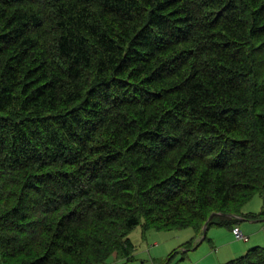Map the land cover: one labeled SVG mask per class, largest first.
Listing matches in <instances>:
<instances>
[{
    "label": "trees",
    "instance_id": "trees-1",
    "mask_svg": "<svg viewBox=\"0 0 264 264\" xmlns=\"http://www.w3.org/2000/svg\"><path fill=\"white\" fill-rule=\"evenodd\" d=\"M159 1L0 0V112H2L0 113V126L5 127H2L3 132H1L3 129L0 127V176L6 175V177L2 176L0 180L2 186L0 187V218H2L0 219V224H2V227L0 225V264H107L114 254H117L118 259L130 260L134 256L136 246L129 235L141 223L147 230L149 228L170 230L194 227L198 236L203 234L206 222H208L207 228L211 224L222 225L227 223L233 229L234 224L239 219L231 215H241V209L245 203L256 194L264 193V131H262L264 130V0H179L180 2L178 0H161L162 2L158 3ZM86 2L88 3L86 4ZM146 13L147 15L150 14V17L144 16ZM191 22L195 24L193 25ZM206 26L208 29H205ZM109 27L111 32L110 30L106 31ZM201 27H204V30ZM100 29L103 30L102 33ZM195 30L197 31L195 32ZM95 35L99 36L96 37ZM131 36L135 37L130 38ZM133 40L134 42H131ZM99 50L100 52H98ZM98 53L102 54L98 55ZM250 55L251 57H248ZM163 56L166 58L165 60ZM161 57L162 62L159 61ZM196 59H198L197 62ZM249 60L252 61L249 62ZM90 63L93 65L90 66ZM133 63L135 64L133 65ZM246 69H248L247 72ZM120 75L122 76L120 77ZM100 77L104 80L103 82H101ZM79 80L82 82L80 83ZM249 86L251 89L248 88ZM107 87H109L108 90ZM99 89L103 91L101 92ZM84 90H86L85 94ZM96 90L97 92H95ZM151 94L155 95L151 97ZM92 97L96 98V103ZM70 98L73 100L71 101ZM76 98L78 99L76 100ZM54 100L56 101L54 102ZM75 100H79V102H75ZM215 100H217L216 103ZM109 102L111 103L109 104ZM123 102L125 103L123 104ZM71 103L74 104L71 105ZM121 103L122 105H120ZM219 103L220 106H218ZM60 104L63 105L62 108ZM45 106L50 107L47 109ZM89 106L91 107L89 108ZM116 106L121 111H118ZM54 107H56L57 112L53 111ZM83 107L84 109H82ZM145 110L149 111L150 114L148 115ZM154 110L155 112H153ZM240 110L243 111V114ZM251 111L254 112L250 113ZM32 112L35 113L32 114ZM23 113H26L24 117L20 116ZM154 116L157 117L154 118ZM143 119L144 122L139 123ZM88 120H90L91 125L88 124ZM131 120L135 121L132 122ZM126 122L132 124L127 125ZM259 124L260 126H258ZM141 125L143 129L138 130L142 128ZM127 126L128 128H125ZM145 128L146 130H144ZM123 132L128 135L122 134ZM137 135L140 136L137 137ZM106 137L110 138L106 139ZM16 138L19 139L16 140ZM129 138H133V140ZM138 138L141 140L140 142ZM125 141H130L129 144L131 142L132 144L129 145ZM251 141H253L252 144ZM19 143L20 146H18ZM68 143H70V148ZM74 147H76L75 150H73ZM62 148H68V150ZM78 148L79 150H77ZM242 148L245 149L242 150ZM73 152L74 156H71ZM89 152L90 155L88 156ZM55 154L56 156H54ZM60 155L63 158H60ZM118 156L120 158H117ZM64 158L68 162L62 160ZM86 159L91 161L88 162ZM129 160L130 162H128ZM134 170L135 172H132ZM62 172L63 174H61ZM52 175L54 176L52 177ZM62 175L63 177H61ZM21 177H23L22 180ZM64 177L69 182L65 181ZM206 177L208 178L206 179ZM168 178L172 179L168 180ZM42 182L45 184L43 183V185ZM74 184L76 188L74 186L72 189ZM195 184H197L196 187ZM61 186L63 187L62 190L59 189ZM57 190L60 194L55 193ZM60 190L65 193L62 194ZM16 192L17 194H15ZM47 195L49 199L46 198ZM7 198L11 200V204ZM242 201L244 202L242 203ZM32 202L37 203L32 204ZM49 207L53 208L50 209ZM54 209L57 211L55 212ZM42 210L44 213L45 211L48 212L49 215L40 214ZM1 211L5 213L3 214ZM29 211L32 215L28 214ZM263 213L262 217L264 216ZM28 215L29 217L35 215V218L41 219H34V217L27 219L29 218ZM45 215L47 218H53V220L49 218L47 222ZM212 215L213 218L210 219ZM218 216H222V218L219 219ZM36 220L39 223L44 220L45 223L38 224ZM4 222L5 224H3ZM34 222L36 225L38 224L40 229L42 225V231L37 226L38 229H34ZM9 224L12 225H10L11 228ZM105 226L107 227L105 228ZM14 228H18L19 231L17 232ZM50 228L51 230H49ZM52 230L54 231L52 232ZM15 231L16 233H14ZM193 244L194 241H191L190 245ZM9 247L10 249H8ZM103 251L105 252L102 253ZM81 253L83 257H81ZM95 258L100 259L97 261ZM82 260L85 261L82 263ZM229 263L264 264V246L252 247L246 254L222 264Z\"/></svg>",
    "mask_w": 264,
    "mask_h": 264
},
{
    "label": "rangeland",
    "instance_id": "rangeland-1",
    "mask_svg": "<svg viewBox=\"0 0 264 264\" xmlns=\"http://www.w3.org/2000/svg\"><path fill=\"white\" fill-rule=\"evenodd\" d=\"M241 212L238 222L234 225H238L248 239L237 238L232 227L227 223L211 224L201 236H198L194 227L146 230L143 224H140L129 235L136 246L133 258L118 259L114 254L107 264H222L228 262L246 254L252 247L264 246V216L262 217L264 193L256 194L251 198L243 205ZM218 218L221 219L222 216ZM191 241H194L193 245H190Z\"/></svg>",
    "mask_w": 264,
    "mask_h": 264
},
{
    "label": "bare ground",
    "instance_id": "bare-ground-1",
    "mask_svg": "<svg viewBox=\"0 0 264 264\" xmlns=\"http://www.w3.org/2000/svg\"><path fill=\"white\" fill-rule=\"evenodd\" d=\"M102 1H103V0H102ZM128 1H129V0H128ZM145 1H146V0H145ZM160 1H161V0H160ZM160 1H159L158 3H160ZM139 2H140V0H139ZM161 2H162V1H161ZM164 2H165V1H164ZM178 2H180V1L178 0ZM87 3H88V2H86V4H87ZM133 3H134V2H133ZM136 3H137V2H136ZM141 3H142V2H141ZM153 3H154V2H153ZM179 4H180V3H179ZM137 5H138V4H137ZM148 5H149V4H148ZM148 5H147V6H148ZM135 6H136V5H135ZM147 6H146V7H147ZM152 6H153V5H152ZM155 6H156V5H155ZM136 7H137V6H136ZM136 7H135V8H136ZM146 7H145V8H146ZM148 7H150V6H148ZM212 7H213V6H212ZM160 8H161V7H160ZM138 9H139V8H138ZM155 9H156V8H155ZM127 10H128V9H127ZM146 10H147V8H146ZM149 10H150V9H149ZM128 11H129V10H128ZM152 11H153V9H152ZM155 11H156V10H155ZM213 11H214V10H213ZM213 11H212V12H213ZM159 12H161V11L159 10ZM210 12H211V11H210ZM212 12H211V13H212ZM78 13H79V12H78ZM119 13H120V12H119ZM126 13H127V12H126ZM147 13H148V12H147ZM147 13L144 14V16H146ZM150 13H151V11H150ZM96 14H97V13H96ZM96 14H95V15H96ZM117 14H118V13H117ZM128 14H129V13H128ZM162 14H163V13H162ZM149 15H150V14H148L147 16L150 17ZM160 15H161V14H160ZM101 16H102V15H101ZM116 16H117V15H116ZM122 16H123V15H122ZM126 16H127V15H126ZM131 16H132V15H131ZM151 16H152V15H151ZM157 16H158V14H157ZM157 16H156V17H157ZM189 16H190V15H189ZM211 16H212V15H211ZM103 17H104V16H103ZM140 17H141V15H140ZM158 17H159V16H158ZM192 17H193V16H192ZM117 18H118V16H117ZM128 18H130V17H128ZM131 18H132V17H131ZM131 18H130V19H131ZM137 18H139V17L137 16ZM145 18H146V17H145ZM154 18H155V17H154ZM208 18H209V16H208ZM120 19H122V18H120ZM123 19H124V18H123ZM134 19L136 20L135 17H134ZM190 19H191V18H190ZM190 19H189V20H190ZM210 19H211V18H210ZM96 20H97V19H96ZM96 20H95V21H96ZM109 20H110V19H109ZM117 20H118V19H117ZM128 20H129V19H128ZM138 20H139V19H138ZM149 20H150V19H149ZM154 20H156V18H155ZM191 20H193V19H191ZM67 21H68V20H67ZM81 21H82V20H81ZM100 21H101V20H100ZM107 21H108V20H107ZM107 21H106V22H107ZM123 21H124V20H123ZM141 21H142V20H141ZM160 21H161V20H160ZM163 21H164V20H162V22H163ZM195 21H196V20H195ZM208 21H209V20H208ZM92 22H93V20H92ZM101 22H102V21H101ZM101 22H100V23H101ZM110 22H112V21H110ZM118 22H119V20H118ZM121 22H122V21H121ZM124 22H125V21H124ZM128 22H129V21H128ZM134 22H135V21H134ZM142 22L145 23L144 21H142ZM162 22H161V23H162ZM164 22H165V21H164ZM201 22H202V21H201ZM205 22H206V21H205ZM56 23H57V22H56ZM108 23H109V22H108ZM108 23H107V24H108ZM130 23H131V22H130ZM147 23L150 24V22H147ZM147 23H146V24H147ZM191 23H192V22H191ZM203 23H204V22H203ZM208 23H210V22H208ZM113 24H114V23H113ZM113 24H112V25H113ZM115 24H116V23H115ZM124 24H125V23H124ZM126 24H127V23H126ZM134 24H135V23H134ZM158 24H159V23H158ZM192 24H193V23H192ZM194 24H195V23H194ZM194 24H193V25H194ZM204 24H205V23H204ZM105 25H106V24H105ZM110 25H111V24H110ZM121 25H123V24L121 23ZM139 25H140V23H139ZM141 25H142V24H141ZM147 25H148V24H147ZM153 25H154V23H153ZM193 25H192V26H193ZM200 25H201V24H200ZM207 25H208V24H207ZM209 25H210V24H209ZM211 25H212V24H211ZM98 26H99V25H98ZM113 26H114V25H113ZM125 26H126V25H125ZM128 26H129V25H128ZM128 26H127V27H128ZM157 26H158V25H157ZM197 26H198V25H197ZM88 27H89V26H88ZM102 27H103V26H102ZM102 27H100V28H102ZM106 27H107V26H106ZM106 27H105V28H106ZM111 27H112V26H111ZM118 27H119V26H118ZM122 27H124V26H122ZM129 27H130V26H129ZM129 27H128V28H129ZM135 27H136V26H135ZM135 27H134V28H135ZM139 27H140V26H139ZM149 27H150V26H149ZM149 27H148V28H149ZM152 27H153V26H152ZM154 27H155V26H154ZM194 27H195V26H194ZM206 27H207V26H206ZM98 28H99V27H98ZM128 28H127V29H128ZM137 28H138V26H137ZM137 28H135V29H137ZM141 28H142V27H141ZM157 28H158V27H157ZM197 28H198V27H197ZM203 28H204V27H203ZM203 28L201 27V29H203ZM77 29H78V28H77ZM103 29H104V27H103ZM121 29H122V28H121ZM123 29H124V28H123ZM129 29H131V28H129ZM205 29H208V27L205 28ZM84 30H85V29H84ZM96 30H98V29L96 28ZM107 30H110V32H111L110 27L107 28L106 31H107ZM124 30H126V29H124ZM149 30H150V29H149ZM198 30H199V29H198ZM203 30H204V29H203ZM98 31H99V30H98ZM100 31H101V29H100ZM104 31H105V30H104ZM114 31H115V30H114ZM128 31H129V30H128ZM139 31H140V30H139ZM158 31H159V30H158ZM196 31H197V30H195V32H196ZM88 32H89V31H88ZM92 32H93V31H92ZM102 32H103V30L101 31V33H102ZM122 32H123V31H122ZM137 32H138V31H137ZM140 32H141V31H140ZM142 32H143V31H142ZM147 32H148V31H147ZM149 32H150V31H149ZM162 32H163V31H162ZM193 32H194V31H193ZM79 33H80V31H79ZM95 33H96V32H95ZM101 33H100V34H101ZM112 33H113V30H112ZM120 33H121V32H120ZM134 33H135V32H134ZM156 33H157V32H156ZM103 34H104V33H103ZM107 34H108V33H107ZM122 34H123V33H122ZM142 34H143V33H142ZM158 34H160V33H158ZM195 34H196V33H195ZM198 34H199V33H198ZM109 35H110V34H109ZM109 35H108V36H109ZM111 35H112V34H111ZM123 35L125 36V34H123ZM129 35H130V34H129ZM131 35H132V33H131ZM134 35H136V34H134ZM152 35H154V34H152ZM80 36H81V34H80ZM95 36H96V35H95ZM97 36H99V35H97ZM97 36H96V37H97ZM103 36H104V35H103ZM114 36H116V35H114ZM118 36H119V35H118ZM161 36H162V35H161ZM202 36H203V35H202ZM111 37H112V36H111ZM127 37H128V36H127ZM127 37H126V38H127ZM132 37H133V36H131L130 38H132ZM134 37H135V36H134ZM134 37H133V38H134ZM149 37H150V36H149ZM149 37H148V38H149ZM159 37H160V36H159ZM163 37H164V36H163ZM163 37H161V38H163ZM204 37H205V35H204ZM107 38H108V37H107ZM126 38H125V39H126ZM130 38H129V39H130ZM145 38H146V37H145ZM86 39H87V38H86ZM88 39H89V38H88ZM94 39H95V38H94ZM102 39H103V38H102ZM123 39H124V38H123ZM127 39H128V38H127ZM152 39H153V37H152ZM152 39H151V40H152ZM154 39H155V38H154ZM203 39H204V38H203ZM106 40H107V39H106ZM114 40H115V39H114ZM121 40H122V39H121ZM121 40H120V42H122ZM139 40H140V36H139ZM143 40H144V39H143ZM147 40H148V39H147ZM151 40H150V41H151ZM255 40H256V39H255ZM262 40H263V38H262ZM262 40H260V41H262ZM127 41H128V40H127ZM152 41H153V40H152ZM156 41H157V40H156ZM91 42H92V41H91ZM97 42H98V41H97ZM131 42H134V40L131 41ZM158 42H159V41H158ZM95 43H96V42H95ZM122 43H124V42H122ZM156 43H157V42H156ZM257 43H258V42H257ZM261 43H263V42H261ZM261 43H260V44H261ZM78 44H79V43H78ZM101 44H102V43H101ZM108 44H109V43H108ZM125 44H126V43H125ZM150 44H151V43H150ZM23 45H24V44H23ZM79 45H80V44H79ZM98 45H99V44H98ZM153 45H155V44H153ZM158 45H159V44H158ZM162 45H163V44H162ZM206 45H207V43H206ZM208 45H209V44H208ZM262 45H263V44H262ZM86 46H87V45H86ZM88 46H89V45H88ZM121 46H122V44H121ZM138 46H139V45H138ZM171 46H172V45H171ZM173 46H174V45H173ZM178 46H179V44H178ZM255 46H256V45H255ZM258 46H259V45H258ZM95 47H96V46H95ZM107 47H108V46H107ZM133 47H134V46H133ZM156 47H157V46H156ZM164 47H165V45H164ZM92 48L94 49V47H92ZM111 48H112V47H111ZM120 48H121V47H120ZM124 48H125V46H124ZM127 48H128V47H127ZM131 48H132V47H131ZM153 48H154V46H153ZM158 48H159V47H158ZM173 48H175V47H173ZM258 48H259V47H258ZM262 48H263V46H262ZM95 49H96V48H95ZM129 49H130V48H129ZM132 49H133V48H132ZM132 49H131V51H132ZM154 49H156V48H154ZM167 49H168V48H167ZM112 50H114V49H112ZM120 50H121V49H120ZM135 50H136V49H135ZM137 50H138V49H137ZM175 50H176V49H175ZM221 50H222V49H221ZM26 51H27V50H26ZM129 51H130V50H129ZM129 51H127V52H129ZM131 51H130V52H131ZM139 51H140V50H139ZM168 51H169V49H168ZM171 51H172V50H171ZM69 52H70V51H69ZM98 52H100V50H99ZM118 52H119V51H118ZM157 52H158V51H157ZM179 52H180V51H179V49H178V53H179ZM259 52H260V50H259ZM132 53H134V52H132ZM175 53H176V52H175ZM175 53H174V55H175ZM181 53H182V52H181ZM101 54H102V53H101ZM101 54L98 53V55H101ZM113 54H114V52H113ZM129 54H130V53H129ZM161 54H162V53H161ZM161 54H160V55H161ZM172 54H173V53L171 52V55H172ZM263 54H264V53H263ZM62 55H63V54H62ZM94 55H96V54H94ZM151 55H152V54H151ZM156 55H157V54H156ZM169 55H170V54H169ZM180 55H181V54H180ZM120 56H121V54H120ZM165 56H166V55H165ZM201 56H203V55H201ZM220 56H222V55H220ZM231 56H232V54H231ZM256 56H257V55H256ZM259 56H260V55H259ZM263 56H264V55H263ZM64 57H65V55H64ZM98 57H99V56H98ZM100 57H101V56H100ZM129 57H130V56H129ZM134 57H135V56H134ZM167 57H169V56H167ZM170 57H171V56H170ZM177 57H178V56H177ZM198 57H199V56H198ZM248 57H251V55L248 56ZM252 57H253V56H252ZM62 58H63V57H62ZM92 58H93V57H92ZM101 58H102V57H101ZM118 58H120V57L118 56ZM163 58H164V56H163ZM173 58H174V57H173ZM29 59H30V58H29ZM97 59H98V58H97ZM97 59H96V60H97ZM125 59H126V57L124 58V60H125ZM138 59H139V58H138ZM144 59H145V58H144ZM144 59H143V60H144ZM149 59H150V58H149ZM160 59H161V60H159V59H158V60L162 62V60H163L162 57H161ZM165 59H166V58H164V60H165ZM169 59H170V58H169ZM198 59H199V58H198ZM198 59H196V62L198 61ZM248 59H249V58H248ZM253 59H254V58H253ZM256 59H257V58H256ZM263 59H264V57H263ZM27 60H28V59H27ZM102 60H103V59H102ZM167 60H168V58H167ZM219 60H220V59H219ZM222 60H223V59H222ZM29 61H30V60H29ZM92 61H93V60H92ZM118 61H119V60H118ZM129 61H130V60H129ZM141 61H142V60H141ZM144 61H145V60H144ZM147 61L149 62V60H147ZM200 61H201V60H200ZM250 61H252V60H249V62H250ZM261 61H262V60H261ZM122 62H123V61H122ZM245 62H246V60H245ZM247 62H248V61H247ZM27 63L29 64V62H27ZM53 63H54V61H53ZM88 63H89V62H88ZM93 63H94V62H93ZM96 63H97V61H96ZM98 63H99V62H98ZM143 63H144V62H143ZM143 63H142V64H143ZM255 63L258 64V62H255ZM134 64H135V63H133V65H134ZM253 64H254V63H253ZM92 65H93V64H92ZM92 65H91V63H90V66H92ZM96 65H97V64H96ZM127 65H130V64H127ZM127 65H126V66H127ZM138 65H139V64H138ZM249 65H250V64H249ZM249 65H248V66H249ZM254 65H256V64H254ZM260 65H262V64H260ZM94 66H95V65H94ZM97 66H98V65H97ZM102 66H103V65H102ZM131 66H132V65H131ZM135 66H136V65H135ZM140 66H141V64H140ZM76 67H78V66H76ZM80 67H81V66H80ZM124 67H125V65H124ZM136 67H137V66H136ZM142 67H143V66H142ZM244 67H245V66H244ZM246 67H247V66H246ZM246 67H245V68H246ZM250 67H251V66H250ZM250 67H249V68H250ZM96 68H97V67H96ZM96 68H94V69L96 70ZM99 68H100V66H99ZM125 68H126V67H125ZM128 68H129V67H128ZM132 68H133V67H132ZM139 68H140V67H139ZM143 68H144V67H143ZM83 69H84V68H83ZM90 69H92V68H90ZM135 69H136V68H135ZM144 69H145V68H144ZM144 69H143V71H144ZM154 69H155V67H154ZM258 69H259V68H258ZM79 70H80V69H79ZM85 70H86V69H85ZM85 70H83V71H85ZM87 70H88V69H87ZM87 70H86V71H87ZM100 70H101V69H100ZM123 70H124V69H123ZM126 70H127V69H126ZM126 70H125V71H126ZM140 70H141V69H140ZM247 70H248V69H246V72H247ZM263 70H264V69H263ZM90 71H91V70H90ZM102 71H103V70H102ZM92 72H94V71H92ZM241 72H242V71H241ZM248 72H249V71H248ZM251 72H252V71H251ZM251 72H250V73H251ZM263 72H264V71H263ZM87 73H89V72H87ZM98 73H100V72L98 71ZM98 73H97V75L99 76ZM141 73H142V72H141ZM224 73H225V72H224ZM80 74H81V73H80ZM80 74H78V75H80ZM85 74H86V73H85ZM89 74H90V73H89ZM89 74H88V75H89ZM114 74H116V73H114ZM244 74H245V73H244ZM255 74H256V73H255ZM78 75H77V76H78ZM83 75H84V74H82V76H83ZM90 75H91V74H90ZM94 75L96 76V73H95ZM100 75H101V74H100ZM82 76H81V77H82ZM95 76H94V78H95ZM116 76H119V75H116ZM121 76H122V75H120V77H121ZM50 77H51V76H50ZM81 77H80V78H81ZM84 77H85V75H84ZM88 77H89V76H88ZM105 77H106V76H105ZM247 77H248V76H247ZM250 77H252V76L250 75ZM38 78H39V77H38ZM66 78H67V77H66ZM94 78H93V79H94ZM100 78H101V77H100ZM32 79H33V78H32ZM42 79H43V78H42ZM51 79H52V78H51ZM106 79H107V78H106ZM112 79H113V78H112ZM114 79H115V78H114ZM187 79H188V78H187ZM193 79H194V78H193ZM250 79H251V78H250ZM258 79H259V78H258ZM262 79H263V78H262ZM95 80H97V79H95ZM98 80H99V79H98ZM98 80H97V81H98ZM115 80H116V79H115ZM118 80L120 81V79H118ZM51 81H52V80H51ZM79 81H80V80H79ZM79 81H78V82H79ZM91 81H93V80H91ZM91 81H90V82H91ZM103 81H104V80H102V78H101V82H103ZM121 81H122V80H121ZM124 81H125V80H124ZM190 81H191V80H190ZM245 81H246V80H245ZM260 81H261V80H260ZM58 82H59V81H58ZM58 82H57V83H58ZM66 82H67V81H66ZM66 82H65V83H66ZM76 82H77V81H76ZM81 82H82V81H80V83H81ZM87 82H88V81H87ZM94 82H96V81H94ZM182 82H183V80H182ZM192 82H193V81H192ZM72 83H73V82H72ZM112 83H113V82H112ZM119 83H120V82H119ZM190 83H191V82H190ZM258 83H259V81H258ZM78 84H79V83H78ZM82 84H83V83H82ZM89 84H90V83H89ZM89 84H88V85H89ZM91 84H92V83H91ZM91 84H90V85H91ZM95 84H96V83H95ZM126 84H127V83H126ZM140 84H141V82H140ZM244 84H246V83H244ZM249 84H250V83H249ZM252 84H254V83H252ZM256 84H257V83H256ZM63 85H64V84H63ZM76 85H77V84H76ZM79 85H80V84H79ZM85 85H86V84H85ZM108 85H110V84H108ZM181 85H184V84H181ZM181 85H180V86H181ZM188 85H189V83H188ZM188 85H187V86H188ZM191 85H192V84H191ZM250 85H251V84H250ZM260 85H261V84H260ZM20 86H21V85H20ZM83 86H84V85H83ZM86 86H87V85H86ZM95 86H96V85H95ZM100 86H101V85H100ZM122 86H124V85H122ZM150 86H151V85H150ZM150 86H149V87H150ZM152 86H153V85H152ZM187 86H186V87H187ZM244 86H245V85H244ZM57 87H58V86H57ZM88 87H89V86H88ZM97 87L99 88V86H97ZM97 87H96V88H97ZM113 87H114V86H113ZM127 87H128V86H127ZM131 87H132V86H131ZM181 87H182V86H181ZM245 87H246V86H245ZM251 87H252V86H251ZM17 88L19 89V87H17ZM20 88H21V87H20ZM58 88H59V87H58ZM102 88H103V86H102ZM114 88H116V87H114ZM123 88H124V87H123ZM129 88H130V87H129ZM135 88H136V87H135ZM184 88H185V87H184ZM248 88H250V86H249ZM256 88H257V87H256ZM75 89H76V88H75ZM82 89H83V88H82ZM104 89H105V88H104ZM106 89L108 90L109 87H107ZM179 89H180V88H179ZM250 89H251V88H250ZM253 89H254V88H253ZM263 89H264V88H263ZM19 90H21V89H19ZM78 90H79V89H78ZM91 90H92V89H91ZM99 90H101V89H99ZM136 90H137V89H136ZM185 90H186V89H185ZM85 91H86V90H84V94H85ZM88 91H89V90H88ZM102 91H103V90H101V92H102ZM113 91H114V90H113ZM113 91H112V92H113ZM121 91H122V90H121ZM130 91H131V90H130ZM138 91H139V89H138ZM149 91H150V90H149ZM149 91H148V92H149ZM17 92H18V90H17ZM63 92H65V91L63 90ZM76 92H77V91H76ZM81 92H82V91H81ZM95 92H97V90H96ZM107 92H108V91H107ZM119 92H120V91H119ZM119 92H117V93H119ZM142 93H144V92H142ZM263 93H264V92H263ZM57 94H58V93H57ZM71 94H72V93H71ZM93 94H94V93H93ZM111 94H112V93H111ZM113 94H114V93H113ZM136 94H137V93H136ZM55 95H56V94H55ZM59 95H60V94H59ZM59 95H58V96H59ZM63 95H64V94H63ZM63 95H62V96H63ZM114 95H115V94H114ZM120 95H122V94H120ZM131 95H132V94H131ZM139 95H140V94H139ZM148 95H149V94H148ZM152 95H153V94H151V97H152ZM154 95H155V94H154ZM154 95H153V96H154ZM70 96H71V95H70ZM78 96H79V95H78ZM104 96H105V95H104ZM108 96H109V95H108ZM108 96H107V97H108ZM117 96H118V95H117ZM141 96H142V95H141ZM72 97H73V96H72ZM76 97H77V96H76ZM80 97H81V96H80ZM83 97H84V96H83ZM109 97H110V96H109ZM92 98H93V97H92ZM99 98H101V97H99ZM102 98H103V97H102ZM156 98H157V97H156ZM159 98H160V97H159ZM50 99H51V98H50ZM65 99H66V97H65ZM77 99H78V98H76V100H77ZM93 99H94V102H95V99H96V98H93ZM105 99H106V98H105ZM109 99H110V98H109ZM127 99H128V98H127ZM167 99H169V98H167ZM68 100H69V99H68ZM70 100L72 101L73 99L70 98ZM70 100H69V101H70ZM76 100H75V102H79V100H78V101H76ZM82 100H83V99H82ZM97 100H98V99H97ZM120 100H121V99H120ZM155 100H156V99H155ZM164 100H165V99H164ZM55 101H56V100H54V102H55ZM83 101H84V100H83ZM85 101H86V100H85ZM104 101H105V100H104ZM129 101H130V99H129ZM169 101L171 102V100H169ZM216 101H217V100H215V103H216ZM218 101H219V99H218ZM86 102H87V101H86ZM90 102H91V101H90ZM125 102H126V101H125ZM125 102H123V104H124ZM138 102H139V101H138ZM153 102H154V99H153ZM220 102H221V101H220ZM234 102H235V101H234ZM84 103H85V102H84ZM95 103H96V102H95ZM110 103H111V102H109V104H110ZM112 103H114V102H112ZM119 103H120V102H119ZM54 104H56V103H54ZM73 104H74V103H73ZM73 104L71 103V105H73ZM81 104H82V103H81V101H80V105H81ZM88 104H89V103H88ZM88 104H87V105H88ZM100 104H101V103H100ZM153 104H154V103H153ZM212 104H213V103H212ZM237 104H238V103H237ZM237 104H236V105H237ZM18 105H19V104H18ZM58 105H59V104H58ZM64 105H65V104H64ZM75 105H76V103H75ZM75 105H74V106H75ZM77 105H78V104H77ZM102 105H103V104H102ZM120 105H122V103H121ZM154 105H155V104H154ZM157 105H159V104H157ZM164 105H165V104H164ZM169 105H170V104H169ZM214 105H215V104H214ZM240 105H241V104H240ZM240 105H239V106H240ZM242 105H243V104H242ZM246 105H247V104H246ZM21 106H22V105H21ZM43 106H44V105H43ZM43 106H42V107H43ZM60 106H61V108L63 107V105H61V104H60ZM105 106H106V105H105ZM117 106H118V105H117ZM117 106L115 107L116 109H117ZM136 106H138V105H136ZM159 106H160V105H159ZM159 106H158V107H159ZM216 106H217V105H216ZM218 106H220V103L218 104ZM49 107H50V106H49ZM49 107H48V108H49ZM56 107H57V106H56ZM56 107H54V109H53V111L55 110V112H57V111H56ZM90 107H91V106H89V108H90ZM98 107H99V106H98ZM98 107H97V108H98ZM106 107H107V106H106ZM122 107H123V106H122ZM152 107H153V106H152ZM213 107H214V106H213ZM240 107H241V106H240ZM243 107H245V106L243 105ZM16 108H17V107H16ZM45 108H47V106H45ZM48 108H47V109H48ZM59 108H60V107H59ZM64 108H65V107H64ZM74 108H75V107H74ZM102 108H103V107H102ZM112 108H113V107H112ZM163 108H165V107H163ZM220 108H221V107H220ZM223 108H224V106H223ZM226 108H227V107H226ZM250 108H251V107H250ZM42 109L44 110V108H42ZM47 109H45V110H47ZM65 109H66V108H65ZM82 109H84V107H83ZM99 109H100V108H99ZM109 109H110V108H109ZM124 109H125V108H124ZM137 109H138V107H137ZM167 109H168V107H167ZM214 109H215V108H214ZM233 109H234V108H233ZM259 109H261V108H259ZM57 110H59V109H57ZM77 110H78V109H77ZM89 110H90V109H89ZM111 110H112V109H111ZM117 110H118V111H121L120 109H117ZM168 110H169V109H168ZM222 110H224V109H222ZM236 110H237V109H236ZM236 110H235V113H236ZM244 110H245V109H244ZM254 110H255V109H254ZM39 111H40V110H39ZM61 111H62V110H61ZM74 111L76 112V110H74ZM86 111H88V110H86ZM86 111H85V112H86ZM96 111H97V109H96ZM98 111H99V110H98ZM107 111H108V110H107ZM145 111H146V110H145ZM157 111H158V110H157ZM161 111H162V110H161ZM161 111H160V112H161ZM237 111H238V110H237ZM257 111H259V110H257ZM11 112H12V111H11ZM20 112H21V111H20ZM36 112H37V111H36ZM43 112H45V111H43ZM65 112H66V111H65ZM75 112H74V113H75ZM79 112H80V111H79ZM103 112H104V111H103ZM124 112H125V111H124ZM142 112H143V111H142ZM142 112L139 113V114L141 115ZM146 112L148 113L149 111H146ZM146 112H145V113H146ZM153 112H155V110H154ZM215 112H216V111H215ZM240 112H242V114H243V111L240 110ZM253 112H254V111H253ZM253 112L251 111L250 113H253ZM0 113H2V112H0ZM6 113H7V112H6ZM14 113H15V112H14ZM21 113H22V112H21ZM34 113H35V112H34ZM34 113L32 112V114H34ZM37 113H38V112H37ZM37 113H36V114H37ZM39 113H41V111H40ZM77 113H78V112H77ZM88 113H89V112H88ZM98 113H99V112H98ZM101 113H102V112H101ZM113 113H114V112H113ZM162 113H163V112H162ZM258 113H260V112H258ZM16 114H17V113H16ZM25 114H26V113H23V115H20V116H23V117H24ZM72 114H73V113H72ZM86 114H87V113H86ZM89 114H90V113H89ZM102 114H103V113H102ZM102 114H101V116H102ZM111 114H112V113H111ZM123 114H124V113H123ZM135 114H136V113H135ZM137 114H138V113H137ZM139 114H138V115H139ZM149 114H150V113H148V115H149ZM153 114H154V113H153ZM160 114H161V113H160ZM245 114H246V113H245ZM9 115H10V114H9ZM77 115H79V114H77ZM77 115H76V116H77ZM107 115H108V114H107ZM163 115H164V114H163ZM163 115H162V116H163ZM217 115H219V114H217ZM217 115H216V116H217ZM239 115H240V114H239ZM257 115H258V114H257ZM260 115H261V114H260ZM2 116H3V115H2ZM7 116H8V114H7ZM12 116H13V118H14V115H12ZM66 116H69V115H66ZM82 116H83V115H82ZM113 116H115V115H113ZM144 116H145V115H144ZM144 116H143V117H144ZM157 116H158V115H157ZM157 116H156V117H157ZM241 116H242V115H241ZM249 116H250V115H249ZM15 117H16V116H15ZM18 117H19V116H18ZM18 117H17V118H18ZM23 117H22V118H23ZM79 117H80V116H79ZM84 117H85V116H84ZM93 117H95V116H93ZM117 117H119L118 114H117ZM146 117L148 118L147 115H146ZM151 117L153 118V116H151ZM156 117L154 116V118H156ZM236 117H237V116H236ZM262 117H263V115H262ZM262 117H261V118H262ZM10 118H11V117H10ZM69 118H70V117H69ZM87 118H88V116H87ZM133 118H134V116H133ZM137 118H139V117L137 116ZM137 118H135V119H137ZM144 118H145V117H144ZM161 118H162V117H161ZM164 118H166V117H164ZM164 118H163V119H164ZM31 119H32V118H31ZM50 119H51V117H50ZM64 119H65V117H64ZM84 119H86V118H84ZM84 119H82V120H84ZM89 119H90V118H89ZM100 119H101V118H100ZM141 119H142V118H141ZM216 119H217V118H216ZM236 119H237V118H236ZM247 119H249V118H247ZM11 120H12V119H11ZM32 120H35V119H32ZM37 120H38V119H37ZM40 120H41V119H40ZM40 120H39V121H40ZM65 120H66V119H65ZM82 120H81V121H82ZM119 120H120V119H119ZM156 120H157V119H156ZM238 120H241V119L238 118ZM258 120H259V119H258ZM258 120H257V121H258ZM8 121H9V119H8ZM13 121H14V119H13ZM22 121H23V120H22ZM35 121H36V120H35ZM35 121H34V122H35ZM42 121H43V120H42ZM42 121H41V123H42ZM46 121H47V120H46ZM48 121H49V117H48ZM71 121H72V120H71ZM88 121L90 122V120H88ZM94 121H95V120H94ZM131 121H132V120H131ZM133 121H135V120H133ZM133 121H132V122H133ZM139 121H140V120H139ZM145 121H146V120H145ZM243 121H245V120H243ZM5 122H7V121L5 120ZM67 122H70V121L67 120ZM67 122H66V123H67ZM89 122H88V124L91 125V122H90V123H89ZM96 122H97V121H96ZM96 122H95V123H96ZM104 122H105V121H104ZM104 122H103V123H104ZM143 122H144V119L142 120V122H139V123L142 124ZM237 122H238V121H237ZM37 123H38V122H37ZM39 123H40V122H39ZM83 123H84V122H83ZM85 123H86V122H85ZM121 123L123 124L122 120H121ZM145 123H146V122H145ZM209 123H210V122H209ZM248 123H251V122H248ZM254 123H255V120H254ZM3 124H4V123H3ZM74 124H75V123H74ZM101 124H102V123H101ZM126 124H127V122H126ZM128 124H129V123H128ZM128 124H127V125H128ZM130 124H132V123H130ZM130 124H129V125H130ZM152 124H155V123H152ZM161 124H162V123H161ZM213 124H214V123H213ZM241 124H242V121H241ZM257 124H258V123H257ZM5 125H6V124H5ZM19 125H20V124H19ZM58 125H59V124H58ZM69 125H70V123H69ZM76 125H77V123H76ZM94 125H95V124H94ZM98 125H99V124H98ZM108 125H109V124H108ZM136 125H138V124H136ZM144 125H145V124H144ZM149 125H150V124H149ZM156 125H157V124H156ZM206 125H207V123H206ZM245 125H246V124H245ZM16 126H17V125H16ZM133 126H135V125H133ZM139 126H140V124H139ZM146 126H147V125H146ZM146 126H145V127H146ZM158 126H159V125H158ZM160 126H161V125H160ZM211 126H212V125H211ZM253 126H254V125H253ZM258 126H260V124H259ZM262 126H263V124H262ZM0 127H1V126H0ZM2 127H4V126H2ZM2 127H1V128H2ZM85 127H86V126H85ZM96 127H97V126H96ZM130 127H131V126H130ZM137 127H138V126H137ZM141 127H142V125H141ZM248 127H249V125H248ZM256 127H257V126H256ZM1 128H0V129H1ZM4 128H5V127H4ZM58 128H59V127H58ZM73 128H74V127H73ZM86 128H87V127H86ZM88 128H89V126H88ZM125 128H128V126L125 127ZM139 128H140V127H139ZM148 128H149V127H148ZM161 128H162V127H161ZM206 128H207V127H206ZM249 128H250V127H249ZM257 128H258V127H257ZM2 129H3V128H2ZM67 129H68V128H67ZM95 129H96V128H95ZM134 129H135V128H134ZM136 129H137V128H136ZM142 129H143V127H142L141 129H138V130H142ZM236 129H237V128H236ZM243 129H245V128L243 127ZM243 129H242V130H243ZM254 129H255V128H254ZM104 130H105V129H104ZM144 130H146V128H145ZM239 130H240V129H239ZM252 130H253V129H252ZM3 131H4V129H3L1 132H3ZM59 131H61V130H59ZM66 131H67V130H66ZM123 131H124V130H123ZM157 131H158V130H157ZM213 131H214V130H213ZM254 131H255V130H254ZM262 131H264V130H262ZM102 132H103V131H102ZM128 132H130V131H128ZM128 132H126V133H128ZM133 132H134V130H133ZM141 132H142V131H141ZM215 132H216V130H215ZM59 133H61V132H59ZM135 133H136V132H135ZM142 133H143V132H142ZM145 133H146V132H145ZM157 133H158V132H157ZM159 133H160V132H159ZM161 133H163V132H161ZM169 133H170V132H169ZM205 133H206V132H205ZM207 133H208V132H207ZM249 133H250V132H249ZM251 133H252V132H251ZM259 133H261V132H259ZM122 134H124V135H128V134H125L124 132H123ZM122 134L120 133V136H121ZM133 134H134V133H133ZM136 134H137V133H136ZM215 134H217V133H215ZM236 134H238V133H236ZM240 134H241V133H240ZM256 134H257V133H256ZM141 135H142V134H141ZM145 135H147V134H145ZM171 135H172V134H171ZM171 135H170V136H171ZM173 135H174V134H173ZM245 135H246V134H245ZM249 135H250V134H249ZM254 135H255V134H254ZM63 136H64V134H63ZM118 136H119V135H118ZM139 136H140V135H139ZM139 136L137 135V137H139ZM148 136H149V135H148ZM260 136H261V135H260ZM1 137H2V136H1ZM61 137H62V136H61ZM122 137H123V136H122ZM143 137H144V135H143ZM165 137H166V135H165ZM174 137H175V136H174ZM237 137H238V136H237ZM262 137H263V135H262ZM57 138H58V137H57ZM59 138H60V137H59ZM107 138H110V137H106V139H107ZM123 138H124V137H123ZM207 138H208V136H207ZM211 138H212V137H211ZM242 138H243V137H242ZM246 138L248 139L247 136H246ZM18 139H19V138H16V140H18ZM27 139H28V138H27ZM27 139H26V140H27ZM121 139H122V138H121ZM129 139L133 140V138H129ZM143 139H145V138H143ZM143 139H142V140H143ZM147 139H148V138H147ZM155 139H156V138H155ZM157 139H158V138H157ZM169 139H170V138H169ZM13 140H14V138H13ZM50 140H51V139H50ZM52 140H53V139H52ZM55 140H56V139H55ZM59 140H60V139H59ZM59 140H58V141H59ZM62 140H63V138H62ZM104 140H105V139H104ZM108 140H109V139H108ZM122 140H123V139H122ZM131 140H130V141H131ZM138 140H139V142L141 141L139 138H138ZM239 140H240V139H239ZM242 140H243V139H242ZM250 140H251V139H250ZM257 140H258V139H257ZM28 141H29V140H28ZM63 141H64V140H63ZM63 141H62V143H63ZM130 141H129V142H130ZM144 141H145V140H144ZM155 141H156V140H155ZM235 141H236V139H235ZM14 142H15V141H14ZM59 142H60V141H59ZM106 142H107V141H106ZM125 142H127V141H125ZM129 142H127V143L129 144ZM146 142H147V141H146ZM179 142H180V141H179ZM252 142H253V141H251V144H252ZM259 142H260V141H259ZM20 143H21V142H20ZM20 143H19L18 146H20ZM31 143H32V142H31ZM51 143H52V142H51ZM103 143H104V142H103ZM134 143H135V142H134ZM136 143H137V141H136ZM166 143H167V142H166ZM176 143H177V141H176ZM234 143H235V142H234ZM237 143H238V142H237ZM263 143H264V142H263ZM17 144H18V143H17ZM32 144H33V143H32ZM65 144H66V142H65ZM65 144H64V145H65ZM69 144H70V143H68V147H69ZM99 144H100V143H99ZM130 144H132V142H131ZM130 144H129V145H130ZM180 144H181V143H180ZM241 144H242V143H241ZM14 145H15V144H14ZM27 145H28V144H27ZM62 145H63V144H62ZM71 145H72V144H71ZM129 145H128V146H129ZM142 145H143V143H142ZM147 145H148V144H147ZM149 145H150V144H149ZM149 145H148V146H149ZM154 145H155V144H154ZM177 145H179V144H177ZM259 145H260V143L258 144V146H259ZM23 146H24V145H23ZM33 146H34V145H33ZM66 146H67V144H66ZM73 146H74V145H73ZM114 146H115V145H114ZM120 146H121V145H120ZM131 146H132V145H131ZM137 146L139 147V145H137ZM172 146H173V145H172ZM256 146H257V145H256ZM7 147H8V146H7ZM63 147H64V146H63ZM71 147H72V146H71ZM76 147H77V146H76ZM76 147H74L73 150H75ZM117 147H119V146H117ZM121 147H122V146H121ZM129 147H130V146H129ZM138 147H137V148H138ZM141 147H142V146H141ZM143 147H144V146H143ZM237 147H238V146H237ZM237 147H236V148H237ZM251 147H252V146H251ZM16 148H17V147H16ZM18 148H19V147H18ZM57 148L59 149V147H57ZM69 148H70V147H69ZM86 148H87V147H86ZM97 148H98V147H97ZM103 148H104V147H103ZM115 148H116V147H115ZM122 148H123V147H122ZM169 148H170V147H169ZM238 148H239V147H238ZM7 149H8V148H7ZM62 149H65V150L67 149V150H68V148H62ZM110 149H111V148H110ZM132 149H134V148H132ZM140 149H141V148H140ZM152 149H153V148H152ZM156 149H157V148H156ZM232 149H233V147H232ZM244 149H245V148H244ZM244 149L242 148V150H244ZM250 149H252V148H250ZM259 149H260V147H259ZM261 149H262V148H261ZM21 150H22V149H21ZM26 150H27V149H26ZM30 150H31V149H30ZM56 150H57V149H56ZM77 150H79V148H78ZM88 150H89V149H88ZM120 150H121V149H120ZM174 150H175V149H174ZM223 150H224V149H223ZM229 150H230V149H229ZM233 150H234V149H233ZM36 151H37V150H36ZM61 151H62V150H61ZM63 151H64V150H63ZM70 151H71V150H70ZM97 151H99V150H97ZM105 151H106V150H105ZM116 151H117V150H116ZM118 151H119V150H118ZM170 151H171V150H170ZM237 151H240V150H237ZM257 151H259V150L257 149ZM58 152H59V151H58ZM112 152H113V151H112ZM129 152H130V151H129ZM135 152H136V151H135ZM138 152H139V151H138ZM142 152H143V151H142ZM148 152H149V151H148ZM173 152H174V151H173ZM227 152H228V151H227ZM246 152H247V151H246ZM28 153H29V152H28ZM55 153H56V152H55ZM64 153H66V152L64 151ZM70 153H71V152H70ZM75 153H76V152H75ZM116 153H117V152H116ZM132 153H134V152H132ZM150 153H151V152H150ZM153 153H154V152H153ZM239 153H240V152H239ZM242 153H244V152H242ZM249 153H250V152H249ZM58 154H59V153H58ZM76 154H77V153H76ZM82 154H83V153H82ZM102 154H103V153H102ZM102 154H101V155H102ZM169 154H170V153H169ZM228 154H229V153H228ZM234 154H235V153H234ZM66 155H67V154H66ZM78 155H79V154H78ZM86 155H87V154H86ZM89 155H90V152L88 153V156H89ZM95 155H97V154H95ZM109 155H110V154H109ZM114 155H115V154H114ZM119 155H120V154H119ZM128 155H129V154H128ZM134 155H135V154H134ZM149 155H150V154H149ZM232 155H233V153H232ZM235 155H236V154H235ZM240 155H241V153H240ZM246 155H247V154H246ZM54 156H56V154H55ZM64 156H65V154H64ZM68 156H70V155H68ZM71 156H74V152H73V155H71ZM81 156H82V155H81ZM92 156H94V155H92ZM131 156H132V155H131ZM138 156H139V155H138ZM229 156H230V155H229ZM241 156H242V155H241ZM34 157H35V156H34ZM61 157L63 158V156L60 155V158H61ZM66 157H67V156H66ZM84 157H85V155H84ZM96 157H97V156H96ZM100 157H101V156H100ZM102 157H104V156L102 155ZM113 157H114V156H113ZM154 157H155V156H154ZM234 157H235V156H234ZM242 157H244V156H242ZM58 158H59V157H58ZM69 158H70V157H69ZM76 158H77V157H76ZM86 158H87V157H86ZM89 158H90V157H89ZM98 158H99V157H98ZM104 158H105V157H104ZM117 158H120V157L118 156ZM129 158H130V157H129ZM140 158H141V157H140ZM231 158H232V157H231ZM245 158H246V157H245ZM249 158H250V157H249ZM65 159H66V158H64V159H62V160H65ZM67 159H68V158H67ZM83 159H84V158H83ZM100 159H101V158H100ZM106 159H107V158H106ZM62 160H61V161H62ZM72 160H73V159H72ZM86 160H87V159H86ZM123 160H124V159H123ZM130 160H131V159H130ZM130 160H129L128 162H130ZM142 160H143V159H142ZM249 160H250V159H249ZM259 160H260V159H259ZM52 161H53V160H52ZM61 161H60V162H61ZM65 161L68 162V160H65ZM70 161H71V160H70ZM70 161H69V162H70ZM87 161H88V160H87ZM90 161H91V160H90ZM90 161H88V162H90ZM92 161H93V159H92ZM152 161H153V160H152ZM230 161H231V160H230ZM245 161H246V160H245ZM252 161H253V160H252ZM54 162H55V161H54ZM56 162H57V161H56ZM58 162H59V161H58ZM72 162H74V161H72ZM76 162H77V161H76ZM76 162H75V163H76ZM81 162H82V161H81ZM112 162H113V161H112ZM120 162H121V161H120ZM237 162H238V161H237ZM246 162H249V161L247 160ZM11 163H12V162H11ZM75 163H74V164H75ZM86 163H87V162H86ZM139 163H140V162H139ZM141 163H142V162H141ZM144 163H145V162H144ZM228 163H229V162H228ZM242 163H243V162H242ZM250 163H251V161H250ZM250 163H249V164H250ZM54 164H55V163H54ZM66 164H68V163H66ZM93 164H95V163L93 162ZM110 164H111V163H110ZM233 164H234V163H233ZM233 164H232V165H233ZM252 164H253V163H252ZM254 164H255V162H254ZM0 165H1V164H0ZM48 165H49V164H48ZM50 165H52V164H50ZM61 165H62V164H61ZM63 165H64V164H63ZM69 165L71 166L70 163H69ZM96 165H97V164H96ZM108 165H109V164H108ZM126 165H127V164H126ZM126 165H125V166H126ZM262 165H263V164H262ZM73 166H75V165H73ZM100 166H101V165H100ZM110 166H111V165H110ZM110 166H109V167H110ZM182 166H183V165H182ZM184 166H185V165H184ZM227 166H229V165H227ZM236 166H237V165H236ZM253 166H254V165H253ZM12 167H14V166H12ZM67 167H68V165H67ZM78 167H79V166H78ZM81 167H82V166H81ZM84 167H85V166H84ZM88 167H89V166H88ZM92 167H93V165H92ZM105 167H106V165H105ZM114 167H115V166H114ZM118 167H119V165H118ZM131 167H132V166H131ZM174 167H175V166H174ZM199 167H200V166H199ZM199 167H198V168H199ZM203 167H204V166H203ZM230 167H231V166H230ZM234 167H235V166H234ZM1 168H3V167H1ZM4 168H5V167H4ZM65 168H66V166H65ZM65 168H64V170H65ZM71 168H72V167H71ZM111 168H112V167H111ZM175 168H177V167H175ZM175 168H174V169H175ZM181 168H182V167H181ZM232 168H233V167H232ZM238 168H239V167H238ZM253 168H254V167H253ZM47 169H48V168H47ZM50 169L52 170V168H49V170H50ZM69 169H70V167H69ZM72 169H73V168H72ZM72 169H71V170H72ZM102 169H103V167H102ZM104 169H106V168H104ZM108 169H109V168H108ZM116 169H117V168H116ZM134 169H136V168H134ZM171 169H172V168H171ZM178 169H180V168H178ZM215 169H216V168H215ZM227 169H228V168H227ZM235 169H236V168H235ZM235 169H234V170H235ZM55 170H56V169H55ZM130 170H131V169H130ZM182 170H183V169H182ZM229 170H230V169H229ZM249 170H250V168H249ZM253 170H254V169H253ZM2 171H3V170H2ZM6 171H7V170H6ZM59 171H60V170H59ZM61 171H62V170H61ZM94 171H95V170H94ZM98 171H99V170H98ZM98 171H97V172H98ZM105 171H106V170H105ZM169 171H170V170H169ZM173 171H174V170H173ZM187 171H188V168H187ZM211 171H212V170H211ZM250 171H251V170H250ZM11 172H13V171H11ZM19 172H20V171H19ZM40 172H41V171H40ZM40 172H39V174H40ZM46 172H47V171H46ZM57 172H58V171H57ZM83 172H84V171H83ZM88 172H89V171H88ZM97 172H96V174H97ZM115 172H116V171H115ZM132 172H135V170L132 171ZM189 172H190V171H189ZM195 172H196V171H195ZM202 172H203V171H202ZM206 172H207V171H206ZM238 172H239V170H238ZM1 173H2V172H1ZM7 173H9V172H7ZM43 173H44V172H43ZM48 173H49V172H48ZM64 173H65V172H64ZM85 173H86V172H85ZM113 173H114V172H113ZM198 173H199V172H198ZM198 173H197V174H198ZM254 173H255V172H254ZM254 173H253V174H254ZM4 174H5V173H4ZM16 174H17V173H16ZM49 174H50V173H49ZM49 174H48V175H49ZM61 174H63V172H62ZM65 174H66V173H65ZM100 174H101V173H100ZM106 174H107V173H106ZM117 174H118V173H117ZM117 174H116V175H117ZM182 174H183V173H182ZM211 174H212V173H211ZM217 174H218V173H217ZM45 175H46V174H45ZM57 175H58V174H57ZM70 175H71V174H70ZM70 175H69V176H70ZM75 175H76V174H75ZM87 175H88V174H87ZM111 175H113V174H111ZM199 175H200V174H199ZM239 175H240V174H239ZM242 175H243V174H242ZM250 175H252V174H250ZM2 176H3V174H2ZM2 176H0V180H1V177H2ZM12 176H13V175H12ZM22 176H23V175H22ZM24 176L26 177V175H24ZM32 176H33V175H32ZM36 176H37V174H36ZM53 176H54V175H52V177H53ZM77 176H78V174H77ZM79 176H80V175H79ZM79 176H78V177H79ZM170 176H171V175H170ZM197 176H198V175H197ZM207 176H208V175H207ZM212 176H213V175H212ZM215 176H216V173H215ZM215 176H214V177H215ZM243 176H244V175H243ZM3 177H6V175L3 176ZM17 177H18V176H17ZM55 177H56V176H55ZM58 177H59V175H58ZM61 177H63V175H62ZM88 177H90V176H88ZM96 177H97V176H96ZM106 177H108V176L106 175ZM166 177H167V176H166ZM168 177H169V176H168ZM176 177H177V176H176ZM208 177H209V176H208ZM208 177H206V179H207ZM7 178H8V177H7ZM10 178H12V177H10ZM13 178H14V177H13ZM22 178H23V177H21V180H22ZM41 178H42V177H41ZM46 178H47V177H46ZM46 178H45V179H46ZM69 178H70V177H69ZM72 178H73V177H72ZM75 178H76V177H75ZM75 178H74V179H75ZM80 178H81V176H80ZM83 178H84V177H83ZM111 178H112V177H111ZM111 178H109V179H111ZM202 178H203V177H202ZM215 178H216V177H215ZM249 178H250V176H249ZM4 179H5V178H4ZM4 179L2 180L3 182H4ZM39 179H40V177H39ZM45 179H42V180H44V181L46 182L47 180H45ZM49 179H50V176H49ZM49 179H48V181H49ZM52 179H53V178H52ZM58 179H59V178H58ZM60 179H61V178H60ZM62 179H63V178H62ZM87 179H88V178H87ZM91 179H92V178H91ZM94 179H95V178H94ZM106 179H107V178H106ZM112 179H113V178H112ZM156 179H157V178H156ZM156 179H155V180H156ZM169 179H172V178H168V180H169ZM244 179H245V178H244ZM15 180H16V179H15ZM50 180H51V179H50ZM64 180H65V181H68V180L65 179V177H64ZM82 180H83V179H82ZM153 180H154V178H153ZM212 180H214V179L212 178ZM245 180H246V179H245ZM250 180H252V179H250ZM250 180H249V181H250ZM5 181H6V180H5ZM7 181H9V180H7ZM26 181H27V180H26ZM70 181H71V179H70ZM80 181H81V179H80ZM80 181H78V182H80ZM94 181H95V180H94ZM13 182H14V180H13ZM23 182H24V181H23ZM51 182H53V181H51ZM51 182H50V183H51ZM55 182H56V181H55ZM57 182H58V180H57ZM63 182H64V181H63ZM68 182H69V181H68ZM72 182H73V181H72ZM89 182H90V181H89ZM170 182H171V181H170ZM188 182H191V181L188 180ZM197 182H198V181H197ZM1 183H2V182H1ZM15 183H16V182H15ZM21 183H22V182H21ZM43 183H44V182H42V184H43ZM47 183H48V182H47ZM70 183H71V182H70ZM74 183H75V182H74ZM83 183H84V182H83ZM191 183H192V182H191ZM194 183H195V182H194ZM249 183H251V182H249ZM253 183H254V182H253ZM12 184H13V183H12ZM18 184H19V182L17 183V185H18ZM44 184H45V183H44ZM44 184H43V185H44ZM53 184H54V183H53ZM58 184H59V183H58ZM58 184H57V185H58ZM62 184H63V183H62ZM62 184H61V185H62ZM76 184H77V182H76ZM89 184H91V183H89ZM254 184H255V183H254ZM2 185H3V183H2ZM22 185H24V184L22 183ZM63 185H64V184H63ZM70 185H71V184H70ZM84 185H85V184H84ZM196 185H197V184H195V187H196ZM255 185H256V184H255ZM255 185H254V186H255ZM45 186H46V185H45ZM45 186H44V187H45ZM48 186H49V185H48ZM51 186H53V185H51ZM74 186H75V184L73 185V188H72V186H71V188L74 189ZM193 186H194V185H193ZM257 186H258V185H257ZM257 186H256V187H257ZM0 187H2V186L0 185ZM4 187H5V186H4ZM4 187H3V188H4ZM19 187H20V186H19ZM41 187H42V186H41ZM46 187H47V186H46ZM46 187H45V188H46ZM49 187H50V186H49ZM55 187H56V185H55ZM66 187H67V186H66ZM80 187H81V186H80ZM80 187H79V188H80ZM120 187H121V186H120ZM186 187H187V186H186ZM57 188H58V187H57ZM62 188H63V187L61 186V188H59V189L62 190ZM75 188H76V186H75ZM77 188H78V187H77ZM79 188H78V189H79ZM49 189H50V188H49ZM65 189H66V188H65ZM72 189H71V190H72ZM78 189H77V191H78ZM118 189H119V187H118ZM122 189H124V188H122ZM45 190H46V189H45ZM47 190H48V188H47ZM61 190H60V192H61ZM68 190H69V189H68ZM257 190H258V188H257ZM16 191H17V190H16ZM35 191H36V190H35ZM41 191H42V188H41ZM50 191H51V190H50ZM50 191H47V192H50ZM53 191H54V189H53ZM63 191H64V190H63ZM75 191H76V189H75ZM121 191H122V190H121ZM123 191H124V190H123ZM13 192H14V191H13ZM19 192H20V191H19ZM43 192H44V191H43ZM43 192H42V194H43ZM57 192H58V190H57L55 193L57 194ZM69 192H70V191H69ZM79 192H80V191H79ZM86 192H87V191H86ZM114 192H115V191H114ZM118 192H119V191H118ZM10 193H11V192H10ZM24 193H26V192H24ZM50 193H51V192H50ZM61 193L64 194L65 192H64V193L61 192ZM71 193H72V192H71ZM76 193H77V192H76ZM87 193H88V192H87ZM87 193H85V194H87ZM15 194H17V192H16ZM42 194H40V195H42ZM58 194H60V193L58 192ZM66 194H67V193H66ZM77 194H78V193H77ZM117 194H119V193H117ZM23 195H24V194H23ZM26 195H27V194H26ZM49 195H50V194H49ZM53 195H54V193H53ZM70 195H71V194H70ZM104 195H105V194H104ZM73 196H74V193H73ZM76 196H77V195H76ZM102 196H103V195H102ZM246 196H247V194H246ZM16 197H17V196H16ZM40 197H41V196H40ZM47 197H48V195L46 196V198H47ZM51 197H52V196H51ZM54 197H55V196H54ZM63 197H64V196H63ZM104 197H105V196H104ZM121 197H122V196H121ZM19 198H20V197H19ZM46 198H45V199H46ZM56 198H57V196H56ZM56 198H54V199L56 200ZM81 198H82V197H81ZM87 198H89V197H87ZM105 198H107V197H105ZM122 198H123V197H122ZM156 198H157V197H156ZM245 198L247 199V197H245ZM248 198H249V197H248ZM8 199H9V198H7V200H8ZM48 199H49V197H48ZM61 199H62V198H61ZM63 199H64V198H63ZM79 199H80V198H79ZM82 199H83V198H82ZM84 199H85V198H84ZM115 199H117V198H115ZM35 200H36V199H35ZM51 200H52V199H51ZM51 200H50V202H51ZM59 200H60V199H59ZM71 200H72V199H71ZM74 200H75V199H74ZM118 200H119V199H118ZM158 200H159V199H158ZM248 200H249V199H248ZM248 200H247V201H248ZM8 201H10V204H11V200L9 199ZM30 201H31V200H30ZM30 201H29V202H30ZM32 201H33V200H32ZM38 201H39V200H38ZM41 201L43 202L42 197H41ZM65 201H66V200H65ZM83 201H85V200H83ZM115 201H116V200H115ZM127 201H128V200H127ZM220 201H221V200H220ZM244 201H245V200H244ZM244 201H242V203H243ZM21 202H22V200H21ZM27 202H28V201H27ZM58 202H59V201H58ZM60 202H61V201H60ZM71 202H72V201H71ZM75 202H76V201H75ZM81 202H82V201H81ZM14 203H15V202H14ZM36 203H37V202H36ZM36 203H33V202H32V204H36ZM46 203H47V202H46ZM51 203H53V201H52ZM51 203H50V204H51ZM55 203H56V202H55ZM61 203H63V201H62ZM61 203H60V204H61ZM73 203H74V202H73ZM82 203H83V202H82ZM216 203H217V202H216ZM29 204H30V203H29ZM38 204L40 205V203H38ZM41 204H42V203H41ZM43 204H44V203H43ZM56 204H57V203H56ZM58 204H59V203H58ZM64 204H66V203H64ZM64 204H63V205H64ZM75 204H76V203H75ZM128 204H129V203H128ZM12 205H13V204H12ZM39 205H38V206H39ZM46 205H47V204H46ZM63 205H62V206H63ZM79 205H80V204H79ZM116 205H117V204H116ZM156 205H157V204H156ZM28 206H29V205H28ZM43 206H45V205H43ZM43 206H42V208H43ZM48 206H50V205H48ZM52 206H53V205H52ZM56 206H58V205H56ZM56 206H54V207H56ZM59 206H61V205H59ZM59 206H58V207H59ZM65 206H67V205H65ZM73 206H74V205H73ZM8 207H9V203H8ZM13 207H14V206H13ZM35 207H37V206H35ZM39 207H41V206H39ZM127 207H128V206H127ZM127 207H125V208H127ZM29 208H30V207H29ZM37 208H38V207H37ZM44 208H45V207H44ZM46 208H47V207H46ZM49 208H50V207H49ZM51 208H53V207H51ZM51 208H50V209H51ZM62 208H63V207H62ZM67 208H68V206H67ZM10 209H12V208H10ZM40 209H41V208H40ZM47 209H48V208H47ZM68 209H69V208H68ZM70 209H71V206H70ZM137 209H140V208H137ZM8 210H9V209H8ZM8 210H7V211H8ZM29 210H32V209H29ZM36 210H37V209H36ZM44 210H45V209H44ZM57 210L59 211L58 208H57ZM57 210L54 209L55 212H56ZM64 210H66V209H64ZM73 210H74V208H73ZM76 210H77V209H76ZM47 211H49V210H47ZM54 211H53V212H54ZM69 211H70V210H69ZM77 211H78V210H77ZM132 211H133V210H132ZM1 212H2V211H1ZM9 212H10V210H9ZM29 212H30V211H29ZM49 212L51 213V211H49ZM55 212H54V213H55ZM2 213H3V212H2ZM2 213H1V214H2ZM4 213H5V212H4ZM4 213H3V214H4ZM32 213H35V212H32ZM43 213H44V211L42 210V213H40V214H43ZM47 213H48V212H47ZM47 213H46V211H45L44 214H47ZM58 213H59V212H58ZM61 213H62V212H61ZM66 213H67V212H66ZM66 213H65V214H66ZM130 213H131V212H130ZM136 213H137V211H136ZM7 214H9V213H7ZM11 214H12V213H11ZM28 214L32 215L31 212L28 213ZM40 214L37 213L38 216H40ZM52 214H53V213H52ZM52 214H51V216H54V215H52ZM62 214H63V213H62ZM65 214H64V215H65ZM70 214H71V213H70ZM5 215H6V214H5ZM47 215H49V214H47ZM6 216H8V215H6ZM34 216H35V215H33V216H31V217H34ZM55 216H56V215H55ZM60 216H61V215H60ZM140 216H141V215H140ZM143 216H144V215H143ZM145 216H146V215H145ZM10 217H11V216H10ZM28 217H29V215H28ZM31 217H29V218L25 217V218H27V219H31ZM42 217H43V216H42ZM45 217H46V215H45ZM57 217H58V216H57ZM61 217H62V216H61ZM89 217H90V215H89ZM128 217H129V216H128ZM128 217H126V218H128ZM11 218H12V217H11ZM13 218H14V217H13ZM37 218H38V217H37ZM37 218L34 217V219H37ZM49 218H50V220H53V218H52V219H51V217H49ZM49 218L46 217V220L49 219ZM168 218H170V217H168ZM0 219H2V218H0ZM38 219H41V218H38ZM44 219H45V218H44ZM143 219H144V218H143ZM146 219H147V218H146ZM19 220H20V219H19ZM19 220H18V221H19ZM25 220H26V219H25ZM54 220L56 221V219H54ZM126 220H127V219H126ZM132 220H133V219H132ZM136 220H137V219H136ZM9 221H10V220H9ZM11 221H13V220H11ZM14 221H15V220H14ZM14 221H13V222H14ZM16 221H17V220H16ZM33 221H34V220H33ZM36 221H37V220H36ZM36 221H35V222H36ZM48 221H49V220H47V222H48ZM124 221H125V220H124ZM168 221H169V220H168ZM35 222H34V224H35ZM37 222H38V221H37ZM42 222L45 223L44 220H43ZM42 222H40V223L38 222V224H41ZM51 222H53V221H51ZM105 222L107 223V221H105ZM105 222H103V223H105ZM140 222H141V221H140ZM146 222H147V221H146ZM170 222H171V221H170ZM170 222H169V223H170ZM21 223H22V222H21ZM54 223H55V222H54ZM106 223H105V224H106ZM3 224H5V222H4ZM6 224H7V223H6ZM11 224H13V223H11ZM11 224H9V226H10ZM38 224H37V225H38ZM47 224H48V223H47ZM136 224H137V223H136ZM141 224H142V223H141ZM148 224H149V223H148ZM0 225H1V227H2V224H0ZM15 225H16V223H15ZM29 225H30V224H29ZM37 225L35 224V225L33 226L34 229H38V228H39ZM44 225H45V224H44ZM44 225H43V227H44ZM124 225H125V223H124ZM132 225H133V224H132ZM144 225H145V224H144ZM11 226H12V225H11ZM11 226H10V228H11ZM18 226H19V225H18ZM36 226H37L38 228H37ZM174 226H175V225H174ZM7 227H8V226H7ZM14 227H15V226H14ZM25 227H26V225H25ZM35 227H36V228H35ZM106 227H107V226H105V228H106ZM120 227H122V226H120ZM123 227H124V226H123ZM128 227H129V226H128ZM143 227H144V226H143ZM149 227H150V226H149ZM19 228H20V227H19ZM135 228H136V227H135ZM141 228H142V226H141ZM176 228H177V227H176ZM14 229H16L17 232L19 231L18 228H14ZM14 229H13V230H14ZM26 229H27V228H26ZM39 229H40V228H39ZM45 229H46V228H45ZM120 229H121V228H120ZM126 229H127V228H126ZM131 229H132V228H131ZM131 229H130V230H131ZM144 229H145V228H144ZM144 229H143V230H144ZM149 229H150V228H149ZM8 230H9V228H8ZM28 230L30 231V228H29ZM40 230L42 231V225H41V229H40ZM49 230H51V228H50ZM56 230H57V229H56ZM146 230H147V229H146ZM9 231H10V230H9ZM16 231H15L14 233H16ZM36 231H37V230H36ZM41 231H40V232H41ZM53 231H54V230H52V232H53ZM124 231H126V230H124ZM149 231H150V230H149ZM12 232H13V231H12ZM24 232H25V231H24ZM31 232H34V231L31 230ZM43 232H45V230H43ZM48 232H50V231H48ZM14 233H13V234H14ZM37 233H38V232H37ZM18 234H19V233H18ZM33 234H35V233H33ZM44 234H46V232H45ZM44 234H43V235H44ZM19 235H20V234H19ZM25 235H26V233H25ZM7 236H8V235H7ZM9 236H10V235H9ZM29 236H30V235L28 234V237H29ZM41 236H42V235H41ZM44 236H45V235H44ZM48 236H50V235L48 234ZM48 236H47V238H48V240H49V237H48ZM54 236H55V235H54ZM142 236H143V235H142ZM26 237H27V236H26ZM37 237H38V236H37ZM51 237H52V236H51ZM11 238H12V237H11ZM15 238H16V237H15ZM29 238H30V237H29ZM54 238H55V237H54ZM54 238H53V239H54ZM20 239H22V238H20ZM20 239H19V240H20ZM25 239H26V238H25ZM30 239H31V238H30ZM42 239H43V238H42ZM50 239H51V238H50ZM27 240H28V238H27ZM33 240H35V239H33ZM33 240H32V241H33ZM43 240H44V239H43ZM15 241H16V239H15ZM20 242H22V241H20ZM27 242H28V241H27ZM43 242H44V241H43ZM16 243H18V242H16ZM30 243H31V242H30ZM48 243H49V241H48ZM8 244H9V243H8ZM16 245H17V244H16ZM20 245H21V244H20ZM43 245H44V244H43ZM52 246H53V245H52ZM47 247H48V245H47ZM88 247H89V246H88ZM52 248H54V246H53ZM96 248H97V247H96ZM8 249H10V247H9ZM49 249L51 250V248H49ZM89 249H91V248H89ZM111 249H112V248H111ZM131 249H132V247H131ZM41 250H42V249H41ZM85 250H86V249H85ZM85 250H84V251H85ZM100 250H101V249H100ZM44 251H45V250H44ZM86 251H88V250H86ZM86 251H85V252H86ZM39 252H40V251H39ZM89 252H90V251H89ZM89 252H87V253H89ZM95 252H96V251H95ZM100 252H101V251H100ZM104 252H105V251H103L102 253H104ZM118 252H119V251H118ZM90 253H91V252H90ZM92 253H93V252H92ZM92 253H91V254H92ZM130 253H131V252H130ZM44 254H45V252H44ZM93 254L95 255V253H93ZM97 254H98V253H97ZM97 254H96V255H97ZM105 254H106V253H105ZM118 254H119V253H118ZM36 255H38V254L36 253ZM36 255H35V256H36ZM81 255H82L81 257H83V254H82V253H81ZM87 255H88V254H87ZM94 255H92V257H94ZM100 255H101V254H100ZM116 255H117V254H116ZM127 255H128V254H127ZM35 256H34V257H35ZM103 256H104V255H103ZM121 256H122V255H121ZM89 257L92 258L91 256H89ZM96 257H97V256H96ZM100 257H101V256H100ZM86 258H87V256H86ZM82 259H83V258H82ZM99 259H100V258H98V260H99ZM2 260H3V259H2ZM86 260H87V259H86ZM95 260H97V259L95 258ZM98 260H97V261H98ZM84 261H85V260H84ZM84 261L82 260L81 262L83 263ZM5 264H6V263H5ZM229 264H230V263H229Z\"/></svg>",
    "mask_w": 264,
    "mask_h": 264
},
{
    "label": "built area",
    "instance_id": "built-area-1",
    "mask_svg": "<svg viewBox=\"0 0 264 264\" xmlns=\"http://www.w3.org/2000/svg\"><path fill=\"white\" fill-rule=\"evenodd\" d=\"M234 233L236 235L237 238H241V239H247V236L243 234V232L241 231L240 228L235 227L234 228Z\"/></svg>",
    "mask_w": 264,
    "mask_h": 264
},
{
    "label": "clouds",
    "instance_id": "clouds-1",
    "mask_svg": "<svg viewBox=\"0 0 264 264\" xmlns=\"http://www.w3.org/2000/svg\"><path fill=\"white\" fill-rule=\"evenodd\" d=\"M217 214H219V213H217ZM223 213H221V214H219V215H222ZM231 216H236L238 219H239V215H235V214H233V215H231ZM235 227H238V225H234V227H233V233H234V228ZM239 228V227H238ZM235 234V233H234ZM244 234V233H243ZM245 235V234H244ZM236 236V235H235ZM241 239V238H240ZM247 239H248V236H247Z\"/></svg>",
    "mask_w": 264,
    "mask_h": 264
},
{
    "label": "water",
    "instance_id": "water-1",
    "mask_svg": "<svg viewBox=\"0 0 264 264\" xmlns=\"http://www.w3.org/2000/svg\"><path fill=\"white\" fill-rule=\"evenodd\" d=\"M219 214H221V213H219ZM212 218H213V215L210 217V219H212ZM207 225H208V222H206L204 225V231H206Z\"/></svg>",
    "mask_w": 264,
    "mask_h": 264
}]
</instances>
